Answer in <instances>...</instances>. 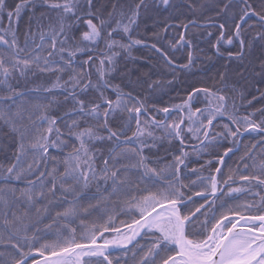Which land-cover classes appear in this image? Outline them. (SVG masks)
<instances>
[{
  "label": "snow or ice",
  "instance_id": "obj_1",
  "mask_svg": "<svg viewBox=\"0 0 264 264\" xmlns=\"http://www.w3.org/2000/svg\"><path fill=\"white\" fill-rule=\"evenodd\" d=\"M0 264H264V0H0Z\"/></svg>",
  "mask_w": 264,
  "mask_h": 264
},
{
  "label": "trees",
  "instance_id": "obj_2",
  "mask_svg": "<svg viewBox=\"0 0 264 264\" xmlns=\"http://www.w3.org/2000/svg\"><path fill=\"white\" fill-rule=\"evenodd\" d=\"M195 31H196L197 35L200 34L199 29H197ZM174 35H175V33H172V34H170V37L174 36ZM208 39L209 38L201 39L200 40V46L202 48H204L205 52H208V54L211 55V51L207 45ZM134 55L142 56V57H148L150 54L145 51V52H134ZM201 67H203V71L200 70ZM220 67H221V62L219 60H213V62H211V63H208L206 61L203 66L198 65L197 68L193 69V72L195 73V75L192 77L191 82H198V81L206 82L207 80H209L210 78H212L215 75L216 71L218 69H220ZM167 99H168L167 97H164L165 101H167ZM245 142H247V141H245ZM193 166H196V165H193Z\"/></svg>",
  "mask_w": 264,
  "mask_h": 264
}]
</instances>
